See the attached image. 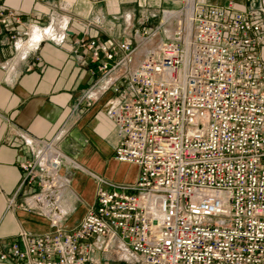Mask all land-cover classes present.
Here are the masks:
<instances>
[{"label": "built area", "instance_id": "built-area-1", "mask_svg": "<svg viewBox=\"0 0 264 264\" xmlns=\"http://www.w3.org/2000/svg\"><path fill=\"white\" fill-rule=\"evenodd\" d=\"M139 7L147 0H135ZM256 4L239 10L186 0L164 9L138 39H83L95 81L76 108L109 91V117L120 144L114 157L139 166L134 183L92 173L100 187L79 225L18 238L0 247L17 264H264V22ZM9 15H13L10 12ZM3 21H7L3 19ZM44 38L63 44L70 33ZM167 39L157 37L166 33ZM31 39H15L16 48ZM51 140L25 138L33 158L21 163L26 204L57 206L64 162L80 164ZM13 202V200H11Z\"/></svg>", "mask_w": 264, "mask_h": 264}, {"label": "crops", "instance_id": "crops-1", "mask_svg": "<svg viewBox=\"0 0 264 264\" xmlns=\"http://www.w3.org/2000/svg\"><path fill=\"white\" fill-rule=\"evenodd\" d=\"M147 1L141 8L135 0H0V247L17 239L21 231L35 237L60 227L67 231L76 228L96 203L100 184L91 172L120 183L137 180L139 166L114 157L121 139L108 110L111 100L120 99L119 94L109 91L90 107L76 108V104L95 81L90 52L80 56L81 40L138 39L144 17L155 14L146 26L156 27L162 10L179 9L186 0ZM195 1L216 6L233 2L239 10L255 3V18L264 22V0ZM64 21H69L70 33L63 44L44 38L38 49H29L46 35L61 33ZM34 30L43 32V37L34 40ZM167 30L157 40L167 39ZM27 33L31 39L16 48L15 39H25ZM259 51L264 57V43ZM61 133V149L80 166L63 164L61 173L67 183L57 206L64 217L55 226L49 208L27 207L35 188L21 187V163L33 158L25 138L51 140ZM0 264L17 263L8 259Z\"/></svg>", "mask_w": 264, "mask_h": 264}, {"label": "bare ground", "instance_id": "bare-ground-1", "mask_svg": "<svg viewBox=\"0 0 264 264\" xmlns=\"http://www.w3.org/2000/svg\"><path fill=\"white\" fill-rule=\"evenodd\" d=\"M62 24L65 26L66 21L62 22ZM50 30L51 29H47L46 32H49L50 33ZM43 35H44L43 32H41L40 30H34L33 31V38H34V40H38V39L42 38Z\"/></svg>", "mask_w": 264, "mask_h": 264}, {"label": "rangeland", "instance_id": "rangeland-1", "mask_svg": "<svg viewBox=\"0 0 264 264\" xmlns=\"http://www.w3.org/2000/svg\"><path fill=\"white\" fill-rule=\"evenodd\" d=\"M141 8H142V7H141ZM160 13H161V12H160ZM161 16H162V13H161ZM156 21H157V20H156ZM156 21H155V22H156ZM157 22H158V21H157ZM155 24H157V23H155ZM155 24H154V25H155ZM154 27H155V26H154ZM162 35H163V33H162Z\"/></svg>", "mask_w": 264, "mask_h": 264}]
</instances>
